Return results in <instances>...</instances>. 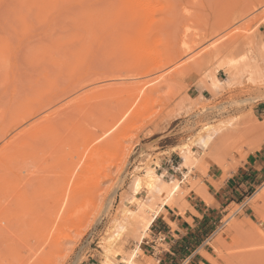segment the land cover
<instances>
[{
  "label": "rangeland",
  "instance_id": "1",
  "mask_svg": "<svg viewBox=\"0 0 264 264\" xmlns=\"http://www.w3.org/2000/svg\"><path fill=\"white\" fill-rule=\"evenodd\" d=\"M0 171V264H157L148 173L211 264H264V0H0Z\"/></svg>",
  "mask_w": 264,
  "mask_h": 264
},
{
  "label": "crops",
  "instance_id": "2",
  "mask_svg": "<svg viewBox=\"0 0 264 264\" xmlns=\"http://www.w3.org/2000/svg\"><path fill=\"white\" fill-rule=\"evenodd\" d=\"M190 200L185 213L178 209L155 216L151 226V239L144 241L143 251L157 264H211L208 256L202 254V221L210 219L202 199ZM146 263V260L143 261Z\"/></svg>",
  "mask_w": 264,
  "mask_h": 264
},
{
  "label": "bare ground",
  "instance_id": "3",
  "mask_svg": "<svg viewBox=\"0 0 264 264\" xmlns=\"http://www.w3.org/2000/svg\"><path fill=\"white\" fill-rule=\"evenodd\" d=\"M126 107H121V109L119 110V111H117L115 114H114V116L112 117L113 119L112 120H116L117 121V119L120 117H122L123 115H124V113H125V111H126V109H125ZM30 112H28V113H26L25 115H22V116H20V118H22V119H19L18 120V118H17V121H16V123H15V125H14V127L15 126H18V125H20L23 121H25L26 119H27V117H29L30 116ZM26 115H29V116H26ZM110 121H111V119H109ZM108 120V121H109ZM106 123H107V121H106ZM112 124H113V121L111 122ZM107 125V124H106ZM109 125H110V123H109ZM108 125V126H109ZM184 160H186V161H188L189 162V160H190V158H189V156H185V159ZM193 165V164H192ZM67 170H69V169H67ZM71 170H72V168H71ZM70 170V171H71ZM2 174L4 175V179H6L7 181H9L8 180V178H6L5 177V174L4 173H2V171H0V175H1V177H2ZM157 176V175H156ZM1 177H0V186L2 187V185L4 184V185H6V186H8V185H10L9 183H6V181L3 179V177H2V179H1ZM147 181H146V183H148L149 185H151V187H154L153 189L155 190V193H156V191H157V193L158 194H160V196H161V194L162 195H165L166 194V197H165V199H164V203L160 206V208L158 209V210H156L155 211V214H154V216H158L162 211H163V205L164 204H166V203H169L170 202V200L171 201H173L174 200V196H176V194L179 192L178 190H181V188H180V185L179 184H175V186H169V187H165V183L166 182H162V184H161V180H160V183L159 182H157V181H159V180H157V179H155V175L153 174V173H148V176H147ZM159 179V178H158ZM3 180V181H2ZM157 180V181H156ZM5 181V182H4ZM4 182V183H3ZM166 184H168L169 185V182H167ZM3 185V186H4ZM141 185V183H140V180H138V182H137V187L135 186V188H136V191L141 187L140 186ZM0 187V188H1ZM2 188H4V187H2ZM151 190V189H150ZM5 191V190H4ZM4 191H3V193H4ZM135 191V192H136ZM136 193H138V191L136 192ZM153 193V192H152ZM62 195V194H61ZM158 196V195H157ZM61 197L62 196H60V197H58L57 198V200L55 201V202H57L59 199L60 200H62L61 199ZM72 199H74L73 198V196H71V197H69V201H67L68 203L69 202H71V200ZM59 203H60V201H59ZM54 204H56V203H54ZM60 205V204H59ZM57 207H59L57 204L55 205V206H52L51 207V209L49 210V212H50V215L51 216H53V214L55 215V213L57 212V214H58V208ZM58 210V211H57ZM3 214H6L7 212L6 211H1ZM7 216H9L8 214H6V216H3V217H0V219L3 221L4 220V222H6V223H4V224H2V225H4V227L3 226H1L0 227V234H2V236H3V234L5 235V234H7V235H9L10 234V232H11V226H12V224H11V220H13V219H11V220H9V217H7ZM154 216H153V218H154ZM55 217V216H54ZM3 218H5V219H3ZM148 219V218H143V220H142V222H141V233H142V237L144 238L145 237V234L148 232V230L150 229V226H151V224H152V222H153V220L154 219ZM8 219V220H7ZM16 219V218H15ZM51 219V218H50ZM0 220V221H1ZM13 223V222H12ZM6 224V225H5ZM13 226H14V223H13ZM13 226H12V228H13ZM3 228V229H2ZM134 234V233H133ZM6 237L7 236H4L2 239H0V244L2 245H5V246H12V240H11V242L9 241V239H6ZM42 246H43V244H41ZM138 249L139 250H136L135 251V253H137V256H134L135 258L136 257H139L142 253H140L141 252V249H140V246H138ZM134 253V254H135ZM41 256V255H40ZM112 256V252L110 251V249H107L106 250V253H105V257H106V259H109L110 257ZM0 258H3L2 256H0ZM38 258V257H37ZM37 258L34 260L35 261V263H32L31 262V264H36V261H37V263H39L40 261H42V262H44V260H40V259H38V260H40V261H38L37 260ZM3 259H5V257L3 258ZM6 260V259H5ZM126 261V260H125ZM127 263H129V264H133V262H132V260H127L126 261ZM111 263H113V262H111ZM41 264V263H40ZM113 264H115V262L113 263Z\"/></svg>",
  "mask_w": 264,
  "mask_h": 264
},
{
  "label": "built area",
  "instance_id": "4",
  "mask_svg": "<svg viewBox=\"0 0 264 264\" xmlns=\"http://www.w3.org/2000/svg\"><path fill=\"white\" fill-rule=\"evenodd\" d=\"M115 264H129V263H127L126 261H123V262H118V263H115Z\"/></svg>",
  "mask_w": 264,
  "mask_h": 264
}]
</instances>
